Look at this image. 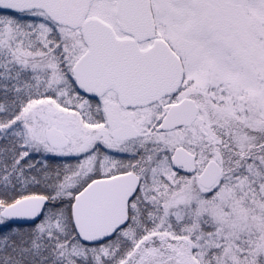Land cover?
Here are the masks:
<instances>
[{
	"label": "snow or ice",
	"instance_id": "6c2138e0",
	"mask_svg": "<svg viewBox=\"0 0 264 264\" xmlns=\"http://www.w3.org/2000/svg\"><path fill=\"white\" fill-rule=\"evenodd\" d=\"M0 264H264V0H0Z\"/></svg>",
	"mask_w": 264,
	"mask_h": 264
}]
</instances>
